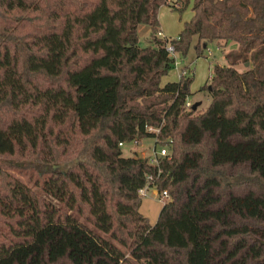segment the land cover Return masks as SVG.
<instances>
[{"label": "trees", "instance_id": "16d2710c", "mask_svg": "<svg viewBox=\"0 0 264 264\" xmlns=\"http://www.w3.org/2000/svg\"><path fill=\"white\" fill-rule=\"evenodd\" d=\"M187 3L0 0V264H264V0H193L159 37L158 7ZM192 38L232 44L201 111L191 73L159 85ZM152 137L154 165L117 146ZM146 175L169 196L153 225Z\"/></svg>", "mask_w": 264, "mask_h": 264}, {"label": "rangeland", "instance_id": "374dc122", "mask_svg": "<svg viewBox=\"0 0 264 264\" xmlns=\"http://www.w3.org/2000/svg\"><path fill=\"white\" fill-rule=\"evenodd\" d=\"M175 0H167V2H173ZM193 0H188L187 6L184 10L178 15L175 11L170 10V8L166 5H160L157 9V20L159 24L160 30L166 33L165 38H174L176 36V32L179 29V22L186 21L189 18L190 7ZM137 35H138V42L137 45L139 47L146 46L150 44L149 36H148V29L145 25H138L137 27ZM195 42V38H192L188 49L184 56L181 55H174V61L176 64L172 67V69L168 70L165 74V77H162L161 82L165 81L166 79H175L177 74V65L182 66L184 76L189 75L191 70L193 72L192 79L188 85L189 95L186 97V102L189 106L196 104V111L203 110L209 101V95L206 89H204V85L207 84L208 75L210 74V69L212 65H225V61L223 59V53L231 48L232 44H227L225 47H220L216 42H211L202 50V56L195 57L194 51L192 48L193 43ZM175 53V52H174ZM173 53V54H174ZM246 65L238 64L234 66L237 71H241ZM164 76V75H163ZM139 143L132 147L131 144L127 143L121 147V155L122 156H132L131 150L134 149L137 152H141L142 156H148L149 150L147 146L151 143V138H141L138 140ZM3 167V166H1ZM4 168V167H3ZM5 170L17 178L19 181L25 184L28 188L32 189L33 191L37 192L41 196L45 197L50 201V198L47 197L46 194L41 192L38 188L34 185H31L27 182L22 176L19 174L6 169ZM52 202V201H51ZM54 204V202H53ZM160 208V203L156 200V197L152 194L151 189H148L145 195L140 196V202L138 206V212L144 216L150 225H153ZM90 227V226H89ZM91 228V227H90Z\"/></svg>", "mask_w": 264, "mask_h": 264}, {"label": "built area", "instance_id": "2783aa9c", "mask_svg": "<svg viewBox=\"0 0 264 264\" xmlns=\"http://www.w3.org/2000/svg\"><path fill=\"white\" fill-rule=\"evenodd\" d=\"M157 35L160 36V33L157 32ZM164 48H165V51L168 53V55L173 56L174 52H173L171 45L166 44ZM174 64H176V61H174V58H173V65ZM178 76H184V71L179 72ZM184 106L188 107L189 104L187 102H185ZM147 129H148V131L151 130L150 128H147ZM153 131L156 132L157 130L153 129ZM127 143L131 144L132 147H135L139 143V141L131 140L129 142H118L117 146L121 148L122 146H124ZM169 145H170V139H168V138L165 140V142L158 143L156 141V138L152 137L151 143L147 146V149L149 150V154H147L148 156H145V155L142 156L141 152H137L134 149H132L131 152L133 155H136V156L141 157V158H146L147 162L149 164L154 165L157 162V158L164 157V156L168 155ZM148 189H151L152 194L156 197V200L160 203V205H162L163 203H165L166 201L169 200V196L165 190H160V191L156 190L155 185H154L153 180H152L150 175L145 176V182L142 186H140L137 189V194L139 196H143V195H145V193Z\"/></svg>", "mask_w": 264, "mask_h": 264}, {"label": "crops", "instance_id": "0c3cea01", "mask_svg": "<svg viewBox=\"0 0 264 264\" xmlns=\"http://www.w3.org/2000/svg\"><path fill=\"white\" fill-rule=\"evenodd\" d=\"M190 15H191V11H190V13H189V17H190ZM181 23H182V21H180L179 22V29H178V31L180 30V27H181ZM178 31L176 32V34L178 33ZM159 33H160V36L159 37H162V38H165V36H166V33H164L162 30H160V28H159V31H158ZM174 55L176 56V53H174L173 54V58H174ZM174 66V65H173ZM181 67L182 66H178L177 65V74H176V77H175V79H171V80H169V79H166L165 81H162L161 82V79H162V77H165L166 75H164V76H162L161 78H160V81H159V85L160 86H162L164 83H166V82H175V81H177L178 80V78H179V76H178V74H179V72H180V69H181ZM172 69V68H171ZM184 71V70H183ZM185 72V71H184ZM191 75H193V72H192V70H191ZM207 77H209V75L207 76ZM194 105V104H193ZM194 108H196V104L194 105Z\"/></svg>", "mask_w": 264, "mask_h": 264}, {"label": "water", "instance_id": "95a60500", "mask_svg": "<svg viewBox=\"0 0 264 264\" xmlns=\"http://www.w3.org/2000/svg\"><path fill=\"white\" fill-rule=\"evenodd\" d=\"M263 40H264V38H263ZM244 65H246V63H245ZM207 88H208V87H207ZM193 108H194V105L191 106V109H193Z\"/></svg>", "mask_w": 264, "mask_h": 264}]
</instances>
